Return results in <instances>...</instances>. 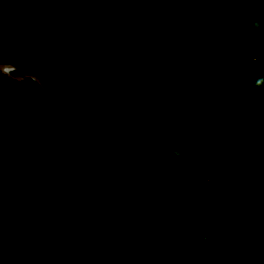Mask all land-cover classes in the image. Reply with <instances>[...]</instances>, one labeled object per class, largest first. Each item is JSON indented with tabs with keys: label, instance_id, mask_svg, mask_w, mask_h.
<instances>
[{
	"label": "trees",
	"instance_id": "trees-1",
	"mask_svg": "<svg viewBox=\"0 0 264 264\" xmlns=\"http://www.w3.org/2000/svg\"><path fill=\"white\" fill-rule=\"evenodd\" d=\"M0 40L66 188L164 195L214 264H264V0H0ZM52 130L0 72V264H206L161 202L63 195Z\"/></svg>",
	"mask_w": 264,
	"mask_h": 264
},
{
	"label": "water",
	"instance_id": "water-1",
	"mask_svg": "<svg viewBox=\"0 0 264 264\" xmlns=\"http://www.w3.org/2000/svg\"><path fill=\"white\" fill-rule=\"evenodd\" d=\"M0 51L5 58V63L4 64L0 63V72H2L4 75L11 77L12 79H14L15 81H18V82H22V81H25L27 79L33 80L42 88V90L45 94L47 109L49 112V116H50V120H51V124H52V128H53L52 136H51V139L48 143V151H49L50 159L53 162L55 169H56L57 188L61 191V193L63 195H65L67 197H72V198H76L79 200H83V201L88 202L91 205H93L99 209H109V210H122L125 208H132L134 206L145 203L147 201L161 202L169 210L171 218H172L174 223H176L177 225L182 226L186 229L198 231L204 235L205 239H204L203 246H204L205 263L206 264H214L213 260L211 259L210 253H209V243L211 242V240L213 238V234H214L213 228L211 226L205 225V224H200V223L191 224V223L183 222L182 220H180L178 215L176 214L175 209L172 206L171 202L164 195H153V196L141 197L135 201L125 203V204H120V205H104L102 203L96 202L95 200H93L90 197H87V196L82 195V194L74 193V192L70 191L68 188H66L61 181L60 173H59V166H58L57 160H56L55 155H54L53 150H52L53 142L56 139L57 127L55 124V116L53 114L52 92H51V87H50V84L48 82V79L42 73V71L40 69L33 67V66H30V65H27V64H24V63H18L16 61H14L10 57V55L7 53V51H6L3 43L1 42V40H0ZM13 71L18 72L19 75L18 76H12L11 72H13Z\"/></svg>",
	"mask_w": 264,
	"mask_h": 264
},
{
	"label": "clouds",
	"instance_id": "clouds-1",
	"mask_svg": "<svg viewBox=\"0 0 264 264\" xmlns=\"http://www.w3.org/2000/svg\"><path fill=\"white\" fill-rule=\"evenodd\" d=\"M254 27H261V25L259 24V22H257V24L254 25ZM261 81H264V77H261L260 79H258L257 84H259Z\"/></svg>",
	"mask_w": 264,
	"mask_h": 264
}]
</instances>
